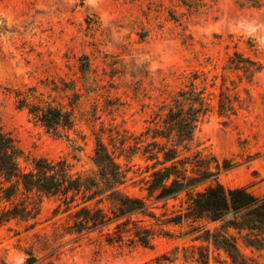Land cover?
Returning <instances> with one entry per match:
<instances>
[{
  "label": "rangeland",
  "instance_id": "obj_1",
  "mask_svg": "<svg viewBox=\"0 0 264 264\" xmlns=\"http://www.w3.org/2000/svg\"><path fill=\"white\" fill-rule=\"evenodd\" d=\"M235 49L264 64V0H0V129L22 150L24 171L33 158H67L74 173L89 174L96 170L99 137L127 173L122 190L145 198L159 215L173 214L187 207L188 196L166 204L148 197L152 170L142 154V133L162 120L182 88L192 82L203 88L196 75L221 72ZM237 90L243 105L226 114L212 105L198 123L194 149L212 159L217 173L197 190L220 182L264 196V69ZM25 98L71 111L73 128L61 135L48 131L22 106ZM136 143L141 149L134 152ZM225 161L233 167L224 168ZM26 201L35 202V216L0 222V264H30L31 255L37 258L31 264H200L183 249L175 260L162 257L192 243L184 234L192 221L165 226L174 236H157L153 247L110 244L106 233L114 225L83 237L67 233L82 195L68 207L62 195L19 192L0 199V215ZM100 206L110 211L108 203ZM239 245L264 264L263 250L241 239ZM209 264L231 263L213 249Z\"/></svg>",
  "mask_w": 264,
  "mask_h": 264
},
{
  "label": "trees",
  "instance_id": "obj_2",
  "mask_svg": "<svg viewBox=\"0 0 264 264\" xmlns=\"http://www.w3.org/2000/svg\"><path fill=\"white\" fill-rule=\"evenodd\" d=\"M252 5L261 6L258 2ZM249 46L253 48L254 43L250 41ZM263 69V63L235 49L227 55L221 72L212 77L196 75L195 79L202 78L203 88L198 89L194 82L190 87L182 88L162 120L142 133L147 140L142 154L151 161L148 168L152 170L145 188L148 197L154 204H166L169 199L185 192L188 205L184 210L159 215L145 198L125 193L121 186L127 181V173L99 137L93 155L96 170L89 174L74 173V165L67 158H33L32 168L24 171L19 163L22 150L13 136L1 129L0 199L11 200L19 192L62 195L69 207L78 195H82L83 203L75 205L73 223L67 233L83 237L114 225V229L106 233L110 244L153 247L157 236H174L173 231L165 226L192 221L184 233L191 236L192 243L182 247L176 245L171 253L162 255L163 259L175 260L183 249L187 259L209 264L214 249L224 252L231 264H259L254 256L241 249L239 240L248 248L264 251V196H256L245 187L227 188L220 182L197 190L217 172L212 169V159L205 158L201 151L194 149L193 143L198 123L212 105H217L221 114L234 112L235 105L244 103L237 90L238 83L244 79L251 82ZM208 86L218 91L207 92ZM21 102L42 126L56 135L74 126L71 111L50 104H31L27 98ZM139 143L131 147L134 152L141 149ZM231 167V161L224 162V168ZM101 203H108L110 211L101 207ZM34 204L26 201L5 209L0 222L35 216ZM144 218L153 222L147 224ZM202 220L217 225L207 228L201 225ZM36 261L37 258L31 255L27 263Z\"/></svg>",
  "mask_w": 264,
  "mask_h": 264
}]
</instances>
